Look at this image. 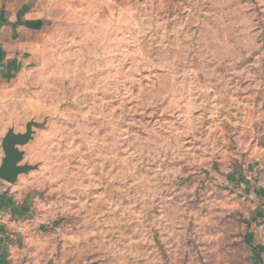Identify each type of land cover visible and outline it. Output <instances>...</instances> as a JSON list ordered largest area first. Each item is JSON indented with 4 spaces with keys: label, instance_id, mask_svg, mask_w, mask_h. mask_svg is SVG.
I'll list each match as a JSON object with an SVG mask.
<instances>
[{
    "label": "rangeland",
    "instance_id": "374dc122",
    "mask_svg": "<svg viewBox=\"0 0 264 264\" xmlns=\"http://www.w3.org/2000/svg\"><path fill=\"white\" fill-rule=\"evenodd\" d=\"M8 264H264V0H0Z\"/></svg>",
    "mask_w": 264,
    "mask_h": 264
},
{
    "label": "water",
    "instance_id": "95a60500",
    "mask_svg": "<svg viewBox=\"0 0 264 264\" xmlns=\"http://www.w3.org/2000/svg\"><path fill=\"white\" fill-rule=\"evenodd\" d=\"M31 139L30 131L26 134H16L9 131L2 142L4 157L0 165V180L14 184L22 174L31 170L27 165H21L24 153L19 149L20 146L26 145Z\"/></svg>",
    "mask_w": 264,
    "mask_h": 264
},
{
    "label": "crops",
    "instance_id": "0c3cea01",
    "mask_svg": "<svg viewBox=\"0 0 264 264\" xmlns=\"http://www.w3.org/2000/svg\"><path fill=\"white\" fill-rule=\"evenodd\" d=\"M1 68V67H0ZM5 230L4 226H0V264H8L6 258V236L3 233Z\"/></svg>",
    "mask_w": 264,
    "mask_h": 264
}]
</instances>
